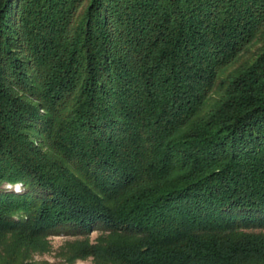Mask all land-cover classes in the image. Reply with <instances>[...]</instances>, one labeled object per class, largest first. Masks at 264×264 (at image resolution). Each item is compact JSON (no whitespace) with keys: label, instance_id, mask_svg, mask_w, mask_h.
<instances>
[{"label":"trees","instance_id":"1","mask_svg":"<svg viewBox=\"0 0 264 264\" xmlns=\"http://www.w3.org/2000/svg\"><path fill=\"white\" fill-rule=\"evenodd\" d=\"M60 231L264 264V0H0V264Z\"/></svg>","mask_w":264,"mask_h":264},{"label":"rangeland","instance_id":"2","mask_svg":"<svg viewBox=\"0 0 264 264\" xmlns=\"http://www.w3.org/2000/svg\"><path fill=\"white\" fill-rule=\"evenodd\" d=\"M258 44L252 43L248 46L247 51L241 55V57L229 67L238 66L244 62L253 54ZM21 192L20 186L10 187V190ZM66 233L60 231L55 235L47 237L42 243H39V248L31 250V255L28 257L26 264H106L104 260L94 258L93 256H83L82 249L86 246H96L102 243L100 236L101 231H92L88 235L83 237H72L65 235Z\"/></svg>","mask_w":264,"mask_h":264}]
</instances>
